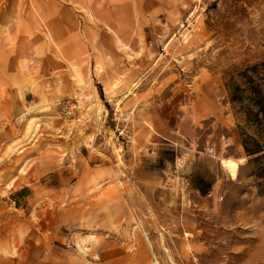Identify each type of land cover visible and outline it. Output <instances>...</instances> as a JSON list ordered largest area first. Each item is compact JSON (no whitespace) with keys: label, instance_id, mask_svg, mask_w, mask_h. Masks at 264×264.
I'll list each match as a JSON object with an SVG mask.
<instances>
[{"label":"rangeland","instance_id":"374dc122","mask_svg":"<svg viewBox=\"0 0 264 264\" xmlns=\"http://www.w3.org/2000/svg\"><path fill=\"white\" fill-rule=\"evenodd\" d=\"M258 102L263 0H0V264H264Z\"/></svg>","mask_w":264,"mask_h":264},{"label":"trees","instance_id":"16d2710c","mask_svg":"<svg viewBox=\"0 0 264 264\" xmlns=\"http://www.w3.org/2000/svg\"><path fill=\"white\" fill-rule=\"evenodd\" d=\"M232 101H241L239 100L238 98H232L231 99ZM258 105V112L253 116L254 118H252L253 121L255 122H261L262 120H264V108L261 104V102H258L257 103ZM259 114H262V119L259 118ZM241 146H242V149L244 151V153L246 154L247 157H250V156H255L257 154H261V156L255 158V162L257 160H259L260 158H264V147L261 146L257 141H254V142H249V141H246L245 139H241ZM260 173L262 172H259L258 175H260Z\"/></svg>","mask_w":264,"mask_h":264},{"label":"bare ground","instance_id":"6f19581e","mask_svg":"<svg viewBox=\"0 0 264 264\" xmlns=\"http://www.w3.org/2000/svg\"><path fill=\"white\" fill-rule=\"evenodd\" d=\"M101 110H102V108H101ZM221 165L226 168V170L229 172V174L232 178L236 177V173H237V169H238V165L236 164V162H234L230 159H226V160H221ZM139 229H141V228H139ZM139 231H141V230H139ZM141 234H143V237L145 238L147 244L149 245V242L147 240V236H146L145 232L141 231ZM154 264H157V263L154 262Z\"/></svg>","mask_w":264,"mask_h":264},{"label":"crops","instance_id":"0c3cea01","mask_svg":"<svg viewBox=\"0 0 264 264\" xmlns=\"http://www.w3.org/2000/svg\"><path fill=\"white\" fill-rule=\"evenodd\" d=\"M12 197H13V199H12L13 201H15L16 203L21 204L22 200L24 198L23 191L22 190H16L15 193L12 195Z\"/></svg>","mask_w":264,"mask_h":264},{"label":"built area","instance_id":"2783aa9c","mask_svg":"<svg viewBox=\"0 0 264 264\" xmlns=\"http://www.w3.org/2000/svg\"><path fill=\"white\" fill-rule=\"evenodd\" d=\"M16 202L15 201H12L11 202V205L15 206Z\"/></svg>","mask_w":264,"mask_h":264}]
</instances>
